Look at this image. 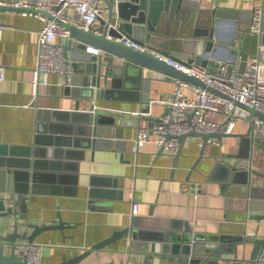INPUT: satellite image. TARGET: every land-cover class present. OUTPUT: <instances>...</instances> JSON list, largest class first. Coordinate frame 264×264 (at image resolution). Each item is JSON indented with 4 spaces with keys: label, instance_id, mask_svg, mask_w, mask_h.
I'll list each match as a JSON object with an SVG mask.
<instances>
[{
    "label": "crops",
    "instance_id": "0c3cea01",
    "mask_svg": "<svg viewBox=\"0 0 264 264\" xmlns=\"http://www.w3.org/2000/svg\"><path fill=\"white\" fill-rule=\"evenodd\" d=\"M184 2H188L189 12H195V19L200 20L201 27L211 25L215 9L222 11L217 25L225 38L233 35L237 28L243 31V35L247 34L253 12L264 10V0ZM102 8L104 17L108 16L105 0H102ZM0 16L5 23L0 37V65L6 71V78L0 81V135L4 141L20 145L32 143L39 106L55 112L58 120L66 121V124H83L84 121L79 119L81 115H74L78 119L71 120L77 101L81 104L80 111H102L107 116L113 115L121 136L112 137L109 144L100 139L96 146L92 137L77 136L71 147L64 137L62 145L56 146L57 154L65 163L60 168L45 170L56 174L55 181L49 182L53 188L32 195L28 216L31 222L40 225L57 222L60 217L68 226L45 229L36 236L34 241L41 244L37 264H127L130 257L141 258L143 255L134 250L140 243L133 241L131 233L122 232L104 246L95 247L100 241L111 238L116 231L129 227L135 215L133 202L139 203L137 214L146 216L152 210L154 217L187 219L195 231L218 234L220 238L231 241L239 240V258L251 257L252 237L264 236V220L253 217L264 212V176L261 174L264 173V133L255 135L251 147L252 167L260 171V174L251 175V190L241 183L245 178L244 172L236 175L235 182L227 183L221 179L225 173L223 169L214 171L218 158L231 163L241 160L233 155L240 151L241 143V137L235 134L210 139L204 155L201 151L202 136H189L177 162L176 154L161 151L156 137L134 152L132 146L139 127L147 125L152 128L159 122L167 105L157 102V99L170 98L178 87L177 82L167 74L147 68L138 82L139 71L131 68L122 75L121 81L124 85H133L128 89H133L137 98L113 97L109 91L106 96L110 94L111 97L108 98L97 97L96 93L92 95L93 91H87V97H77L67 89L66 76L53 73L49 83L41 84L39 92L34 95L32 77L37 63V40L45 20L40 15L12 9H1ZM69 42L67 40L66 44ZM75 43L73 38V45ZM240 43L238 40L237 45L241 48ZM253 46L252 43L251 48ZM259 50L264 59V34L260 36ZM68 54L74 61L73 55L79 57L82 53L74 47ZM228 55L226 48H220L218 57L209 58L208 67L219 59L226 61ZM141 83L144 88L139 92L147 88L151 94L153 105L148 114L155 117L151 121L143 120L132 112L141 108L137 89ZM185 92L194 95L190 88H185ZM33 102L37 105L34 106ZM95 103L101 107L92 110ZM211 116L221 121L228 120L223 113ZM234 118L236 126L232 132L248 133L250 119L241 115H234ZM108 131L104 127L102 134ZM47 151L44 150L45 153ZM110 181L120 190L118 196L90 197L93 183H97L94 184L97 187L108 188ZM12 222L0 217V233L4 238L13 229ZM11 242L3 244L4 256L13 255L17 261L6 264H20L21 256ZM225 249L228 252L223 255L229 258L220 259L218 264H235L233 246L227 245ZM155 258V264H176L168 257L157 255Z\"/></svg>",
    "mask_w": 264,
    "mask_h": 264
},
{
    "label": "water",
    "instance_id": "95a60500",
    "mask_svg": "<svg viewBox=\"0 0 264 264\" xmlns=\"http://www.w3.org/2000/svg\"><path fill=\"white\" fill-rule=\"evenodd\" d=\"M105 1L109 14L101 18L95 26L86 29L74 22L65 23L72 32L70 42L65 45L67 53L74 47L82 53L79 57L73 55L75 73L66 76L67 89L77 97H87V91H93L92 95L96 93L97 97L108 98L110 94L108 97L106 95L109 91L113 97L137 98L134 90L128 89L133 85L126 83L124 85L121 81L122 75L131 68L139 71V75L136 77L138 82L142 80L143 71L147 68L167 74L173 80L179 77L221 93L214 87L208 86L198 76L191 75L187 71L169 64L165 57L182 61L188 65L194 62L208 66L209 58L218 57L219 49L226 48L229 52L226 61L230 63V67L237 65L239 60V71L243 72L249 54H256L259 51L261 35L257 33L248 31L243 35V31L237 28L233 35L225 38L217 25L222 11L217 9L214 11L211 25L201 27L200 20L195 19V12L192 14V11L187 10L188 2H184V0ZM1 9L24 10L21 7L0 4ZM42 12L53 17L44 10ZM110 22L113 24L110 25ZM73 38L76 39L75 45H73ZM127 38L140 45H145L147 48L132 47L125 42L124 39ZM238 40L242 44L241 48L237 45ZM252 43L254 44L253 48H251ZM89 45L101 48L104 53L94 54L88 49ZM93 85L96 86L93 87ZM141 88H144L142 83L137 87L138 92ZM146 89L142 93L139 92L138 100L141 102L140 111L142 113L140 118L151 121L155 117L149 115L148 112L151 111L153 102L149 90ZM127 92L128 94H125ZM138 92L136 93L138 94ZM123 93L126 96L122 95ZM33 105L37 104L33 102ZM240 106L246 108L249 114L239 107L235 111L236 115L248 119L254 116L264 119V112L257 108L247 107L242 103ZM80 110L81 104L77 101L71 120L78 119L75 117L81 115L79 119H82L84 123L75 126L58 120L55 112L52 113L50 109L39 106L35 118L36 133L32 143L21 145L9 143L4 141L0 135V217L13 221V229L7 233L5 240L28 239L34 241L36 236L45 229H63L68 226L67 222L60 217L57 222L53 223H41V225L33 223L29 219L27 209L34 193L52 190L53 187L49 182L55 181L56 174L45 170L60 168L65 163L59 157L61 155L56 152V146L62 145L64 137L68 147L72 146L74 139L78 138L77 136L92 137L94 146L100 139L109 144L112 137L121 138L118 133L117 119L113 115L107 116L102 111ZM169 110L170 107L167 106L166 112ZM104 127H107L109 131L102 134ZM247 132L225 133L218 130L184 132L180 135L175 162L178 161L189 136H202L201 151L204 155L205 147L210 139H214V137L222 139L223 136L232 134L238 135L241 137L240 151L233 155L241 160L231 163L227 159L218 158L214 171L223 169L225 173L221 179L227 183L235 182L236 175L244 172L245 178L241 183L247 185V188L251 190V175L253 173L260 174V171L252 167L250 156L253 150L251 147L255 135L264 133V124L253 123V120H250ZM101 136L104 137L101 138ZM44 150L48 151L45 153ZM261 174L264 176V173ZM94 184L97 183H93L90 188L92 199L116 197L120 192L111 181L107 184L110 188L97 187ZM253 217L264 220V212L254 214ZM30 228L33 230L31 231ZM172 229L178 231L175 232ZM122 232L132 234L133 241L140 243L139 246L134 247V250L143 255L141 258L139 256L130 257L127 264H155L157 255H161L163 258L168 257L176 264H218L220 259L229 258L223 255L228 252L225 249L227 245L233 246L235 264H264V236L252 237L251 242L254 243V246L250 254L251 257L242 259L238 256L239 240L231 241L225 237L220 238L218 234H204L195 231L193 224L187 219L154 217L152 210L146 216L135 214L129 227L120 232L116 231L111 238L100 241L95 247L104 246ZM1 250L0 264L17 261L13 255L4 256V245L1 246ZM18 262L27 264L22 259ZM59 264H65V262Z\"/></svg>",
    "mask_w": 264,
    "mask_h": 264
},
{
    "label": "built area",
    "instance_id": "2783aa9c",
    "mask_svg": "<svg viewBox=\"0 0 264 264\" xmlns=\"http://www.w3.org/2000/svg\"><path fill=\"white\" fill-rule=\"evenodd\" d=\"M0 4L24 8L22 10L24 13L40 15L45 20L37 40V63L32 77L34 95L39 92L41 84L49 83L51 74L68 76L75 71L73 59L65 49L66 41L72 38V32L65 23L74 22L80 27L88 29L95 26L104 17L102 0H0ZM43 10L53 17L43 13ZM263 20L264 10L256 9L250 20V31L258 35L264 34ZM112 24L110 22V25ZM4 28L5 23L0 16V37ZM124 40L132 47L147 48L129 38ZM88 49L97 55L104 53L101 48L93 45H89ZM165 59L169 64H173L191 75L198 76L208 86L214 87L221 93L178 77L175 80L178 87L172 96L157 99V102L169 106L170 110L161 114L160 121L152 128L147 125L139 127L132 151L138 152L147 141L156 137L161 151L177 154L180 135L184 132L218 130L232 133L236 126L234 118L236 109L243 108L249 114V111L240 106V103L264 112V59L260 50L247 57V65L243 72L239 71L238 64L230 67L229 62L221 59L212 66V69L194 62L188 65L168 57ZM5 78L6 71L1 64L0 81ZM95 86L93 85V87ZM185 88L192 89L194 95H188ZM99 107L101 105L95 103L92 110ZM132 112L137 115L142 114L140 110ZM214 113H223L228 120L213 119L211 115ZM250 120H253V123L264 124V119L259 116H254ZM170 134L171 136H169ZM133 206V213L137 214L140 209L139 203L133 202ZM6 242L0 233V247ZM11 243L24 262L37 264L40 259L41 244L28 239H16Z\"/></svg>",
    "mask_w": 264,
    "mask_h": 264
}]
</instances>
